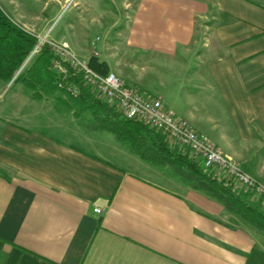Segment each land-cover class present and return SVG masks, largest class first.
I'll list each match as a JSON object with an SVG mask.
<instances>
[{"label":"crops","instance_id":"crops-1","mask_svg":"<svg viewBox=\"0 0 264 264\" xmlns=\"http://www.w3.org/2000/svg\"><path fill=\"white\" fill-rule=\"evenodd\" d=\"M206 1L141 0L118 34L120 52L102 54L98 37L93 49L80 36L61 39L93 72L123 67L126 85L156 88L151 98L264 184V0ZM16 16L35 37L52 32L47 12ZM136 60L158 81L131 75ZM13 98L12 110L0 106V264H264V233L171 166L141 161L72 106Z\"/></svg>","mask_w":264,"mask_h":264},{"label":"trees","instance_id":"trees-1","mask_svg":"<svg viewBox=\"0 0 264 264\" xmlns=\"http://www.w3.org/2000/svg\"><path fill=\"white\" fill-rule=\"evenodd\" d=\"M36 42L35 36L11 21L0 8V80L19 83L30 92L33 100L42 101L58 90L55 76L50 71L53 56L47 45L41 48L27 69L15 77ZM69 99L80 112L92 115L90 130L113 134L123 147L145 163L171 166L179 182L215 199L228 212L264 233V214L249 206L230 182L219 180L214 174L207 173L200 163L173 152L161 136L153 134L154 131L142 122L121 118L113 108L86 90H82L77 98Z\"/></svg>","mask_w":264,"mask_h":264},{"label":"built area","instance_id":"built-area-1","mask_svg":"<svg viewBox=\"0 0 264 264\" xmlns=\"http://www.w3.org/2000/svg\"><path fill=\"white\" fill-rule=\"evenodd\" d=\"M47 45L52 53L50 70L55 76L58 91L77 98L86 90L95 99L113 108L121 118L142 122L150 130L165 137L168 148L188 154L216 177L238 185L264 203V184L249 176L238 163L223 155L207 138L191 128L189 123L167 109L159 98L143 95L127 86L114 73L100 75L83 65L64 41H53L48 34L37 37L22 71ZM95 213H101L95 209Z\"/></svg>","mask_w":264,"mask_h":264},{"label":"rangeland","instance_id":"rangeland-1","mask_svg":"<svg viewBox=\"0 0 264 264\" xmlns=\"http://www.w3.org/2000/svg\"><path fill=\"white\" fill-rule=\"evenodd\" d=\"M6 2V6H2V10L6 14V16L11 20L17 18V14L24 16V21L29 22L31 17L37 16L41 14V12H47L49 20L46 25V29L52 27V32L48 36L49 39L53 41H62V37L66 34L68 37H73L76 40L78 36L82 39V42H86L87 45L90 46V49L99 47L100 43L97 47L91 45L89 40L91 41L95 37L100 38V41H103V44L107 46L108 50H103V53L112 54L115 52H120L122 44V38L118 36V34L124 30L125 27V18L131 14L132 10H135L137 6L141 3V0H4ZM186 1V0H185ZM190 1V0H188ZM200 3H206V0H193ZM263 3L264 2H260ZM48 5V8L46 7ZM16 13V14H15ZM15 14V15H14ZM121 22V23H120ZM123 33V32H122ZM118 36V37H117ZM37 38V37H36ZM120 38V39H118ZM80 41V40H79ZM112 47H117V49H112ZM49 49V48H48ZM87 51L84 48V52ZM124 56V55H123ZM122 56V61L125 62V58ZM31 64V62L22 70L20 68L18 72L15 74V77L19 74L23 73L27 67ZM129 67L130 74L138 77L145 75L147 79H150L152 82L154 80L158 81L159 72L148 70L146 66L143 68L140 63L135 62L132 63ZM121 72L114 73L123 82H126L123 79V67H121ZM51 71V70H50ZM146 79V80H147ZM10 82L9 85H5L4 92L0 90V106H5L6 108L12 110L14 107L13 96L18 94L17 103L19 100H23V104L30 105L36 104L39 102L32 101L31 99H27L25 95L22 96L21 91L25 92L26 89L22 85H15L11 87ZM19 84V83H18ZM129 87H132L138 90L140 93L147 97H155L154 92L156 88L150 89L149 84L146 83L143 87H134L132 84H127ZM25 98V99H23ZM51 104H63L72 106L75 108L76 114H85L87 118H92L91 121H88V126L93 121V117L89 112H80V108L74 104L67 94H64L61 91L57 90V93L48 97L47 100ZM153 134H157L162 137L163 141L166 144L165 137L157 132H153ZM167 146V144H166ZM168 147V146H167ZM170 150L172 148L170 147ZM173 152L177 154H181V156H185L188 158V154H183L180 150L174 149ZM192 162L196 163L195 159L188 158ZM161 166V167H159ZM154 166L158 168H164L165 165ZM170 175H173L172 170L169 171Z\"/></svg>","mask_w":264,"mask_h":264}]
</instances>
